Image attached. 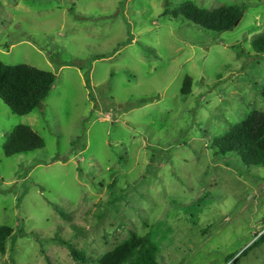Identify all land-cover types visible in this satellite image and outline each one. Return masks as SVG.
I'll return each instance as SVG.
<instances>
[{"label": "rangeland", "instance_id": "1", "mask_svg": "<svg viewBox=\"0 0 264 264\" xmlns=\"http://www.w3.org/2000/svg\"><path fill=\"white\" fill-rule=\"evenodd\" d=\"M184 3L243 16L216 32ZM262 32L264 0H0V61L57 74L28 115L0 99V264H98L134 236L160 264H264V166L216 145L264 113ZM21 124L44 147L6 156Z\"/></svg>", "mask_w": 264, "mask_h": 264}, {"label": "trees", "instance_id": "2", "mask_svg": "<svg viewBox=\"0 0 264 264\" xmlns=\"http://www.w3.org/2000/svg\"><path fill=\"white\" fill-rule=\"evenodd\" d=\"M78 1V0H73ZM168 12V11H166ZM182 15L206 29L225 32L235 27L243 16V9L227 8L217 16L206 10L184 3L173 14ZM258 53H264V32L252 41ZM103 57V56H100ZM56 74L41 70L28 64L7 65L0 61V99L10 106L19 116L28 115L38 108L50 94ZM218 153H236L250 166H264V113L255 112L247 116L234 129L216 142ZM44 147V140L28 125H18L7 139L4 148L6 156H12ZM12 227L0 226V252L6 249L7 241L13 236ZM264 241L261 235L257 244ZM58 242L66 245L76 261L87 263L89 258L65 240ZM255 245V246H256ZM157 245L149 237L134 236L108 252L98 264H160L156 256Z\"/></svg>", "mask_w": 264, "mask_h": 264}, {"label": "water", "instance_id": "3", "mask_svg": "<svg viewBox=\"0 0 264 264\" xmlns=\"http://www.w3.org/2000/svg\"><path fill=\"white\" fill-rule=\"evenodd\" d=\"M239 21L236 22V24H238Z\"/></svg>", "mask_w": 264, "mask_h": 264}, {"label": "crops", "instance_id": "4", "mask_svg": "<svg viewBox=\"0 0 264 264\" xmlns=\"http://www.w3.org/2000/svg\"><path fill=\"white\" fill-rule=\"evenodd\" d=\"M57 75V74H56Z\"/></svg>", "mask_w": 264, "mask_h": 264}]
</instances>
